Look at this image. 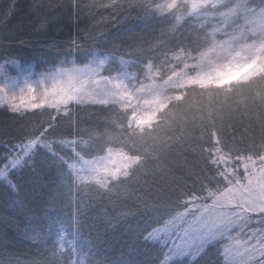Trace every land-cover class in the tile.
Returning <instances> with one entry per match:
<instances>
[{
  "label": "snow or ice",
  "instance_id": "6c2138e0",
  "mask_svg": "<svg viewBox=\"0 0 264 264\" xmlns=\"http://www.w3.org/2000/svg\"><path fill=\"white\" fill-rule=\"evenodd\" d=\"M70 4L0 51V264H264V0Z\"/></svg>",
  "mask_w": 264,
  "mask_h": 264
},
{
  "label": "trees",
  "instance_id": "16d2710c",
  "mask_svg": "<svg viewBox=\"0 0 264 264\" xmlns=\"http://www.w3.org/2000/svg\"><path fill=\"white\" fill-rule=\"evenodd\" d=\"M36 2H42L44 8L41 11H49L48 4L52 3L57 5L54 10H52L49 15L57 16V19L52 22L47 33L33 32V23L36 18V11L32 9L34 0H15V7L9 12L10 6L12 5V0H0V33H3L4 44L0 45V51H12L17 52V58L26 63L39 64L40 59L46 55H49L44 49V45L48 42L49 36H55L59 41H66L72 34L74 30L79 28H84L91 24V19L84 16L83 19L77 20L75 23L72 21V13L77 12L78 15H84L78 10L71 8L70 0H36ZM90 0H81L82 4L89 3ZM86 11V10H85ZM107 15V13H103ZM99 16H97V19ZM63 25L64 28L59 32H55V28ZM24 40L26 43L20 44L18 41ZM13 117L6 109L0 108V126L9 124ZM244 123H247L245 121ZM243 130V125L239 126L238 131ZM199 130L194 132V136H199ZM206 146V145H205ZM175 159L174 157H169V161ZM199 157L196 153L188 151L184 153L176 163L174 164L175 176L183 175L181 170V165L187 163L194 165ZM53 177L49 175V180L51 181ZM0 231H6L8 233V238L11 243L8 245V250L20 255L27 250L20 243V238L17 235L13 227L5 228L0 225ZM71 239V236L68 237ZM0 255H2V250H0ZM21 258H25L21 255Z\"/></svg>",
  "mask_w": 264,
  "mask_h": 264
},
{
  "label": "rangeland",
  "instance_id": "374dc122",
  "mask_svg": "<svg viewBox=\"0 0 264 264\" xmlns=\"http://www.w3.org/2000/svg\"><path fill=\"white\" fill-rule=\"evenodd\" d=\"M22 62H23V61H22ZM23 63L26 64V65H28V64L35 65V66H40V65H41V62H40L39 64H34V63H32V62H30V63L23 62ZM67 66L70 67V65H67Z\"/></svg>",
  "mask_w": 264,
  "mask_h": 264
}]
</instances>
